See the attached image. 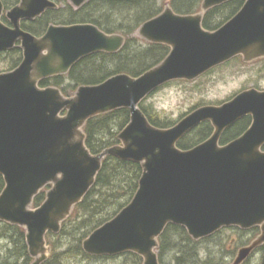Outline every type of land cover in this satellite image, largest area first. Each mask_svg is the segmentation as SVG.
<instances>
[{"label": "water", "instance_id": "obj_1", "mask_svg": "<svg viewBox=\"0 0 264 264\" xmlns=\"http://www.w3.org/2000/svg\"><path fill=\"white\" fill-rule=\"evenodd\" d=\"M68 1L80 8L88 0ZM230 1L204 0L202 12L194 16L176 15L167 6L139 29L146 41L171 48L160 65L137 78L121 74L81 87L72 98L38 85L67 74L91 55L120 51L125 37L109 35L93 24H76L52 25L36 38L23 31L21 23L57 9L56 2L22 0L8 13L12 28L2 23L0 9V52L13 50L18 42L23 49L21 65L0 74V176L5 182L0 222L25 230L33 264L50 258L47 235L61 232L94 187L108 156L141 164L143 173L132 201L83 242L86 254L132 253L143 264H160L159 239L169 225L185 228L196 241L225 228H259L258 237L238 251L233 264H244L264 247V91L251 89L221 106H203L168 129L153 126L139 107L169 82L193 81L237 56L245 62L264 58V0H245L241 11L217 31L202 27L206 12ZM121 109L131 114L118 136L121 144L92 154L85 125ZM248 116L251 127L220 146L226 130ZM207 122L214 128L207 141L190 150L178 148ZM48 185L52 187L45 201L34 208L35 198Z\"/></svg>", "mask_w": 264, "mask_h": 264}, {"label": "trees", "instance_id": "obj_2", "mask_svg": "<svg viewBox=\"0 0 264 264\" xmlns=\"http://www.w3.org/2000/svg\"><path fill=\"white\" fill-rule=\"evenodd\" d=\"M168 1H170L173 10L179 14L198 13L203 2V0H90L79 10H75L66 0H63L58 10L49 11L40 18L36 28H34L35 25L26 24L27 30L42 35L52 24L94 23L108 34H122L126 38V44L120 52L116 54L99 53L87 57L74 66L67 75L45 80L40 83V86L44 88L57 87L64 96L70 97L72 96L71 92H76L81 86L99 85L119 74L138 77L158 66L169 55L170 48L164 45L145 43L138 39L135 33L142 24L160 15ZM238 9L229 7L228 3L213 8L205 15V27L210 31L217 30L230 20ZM22 55V50L19 47L9 52H1L0 62L7 60L10 66L7 70H0V73L16 69L22 62ZM140 107L151 124L158 128L165 129L176 124L175 121L163 118L164 116H161L154 107H148L143 103ZM130 120V111L121 109L88 121L84 132L86 146L90 152L97 155L119 145L118 136L130 123ZM251 122L250 117L244 118L229 129L224 137L229 139L238 137L248 129ZM212 133L211 124L205 123L182 140L178 146L182 150L191 149L207 140ZM142 173L141 164L121 161L111 156L104 159L102 170L97 176L94 187L82 203L74 208L72 215L63 223L62 230L58 234L62 236L68 232L69 225L72 226L70 233L77 242L76 255L99 261L117 258L89 256L83 250V242L92 232L112 220L132 201L139 188ZM4 188L5 182L0 176V194ZM49 189L50 186L35 198L34 208L43 204ZM75 218L76 222L73 223ZM230 229L239 230L238 228ZM226 230L223 229L210 238L195 241L185 228L169 225L159 239L160 264H218V261H215L213 257L210 260L201 258V246ZM250 232L253 233V238L259 235L258 228L242 231L243 234ZM51 235L49 234L48 237L50 238ZM0 245V264H33L34 259L29 254L26 232L23 228L0 222ZM51 248L52 255L43 264H64V259L71 256L74 249L66 248L63 252H57V248L52 246ZM262 249L264 251V248ZM170 255L172 258L167 261ZM121 257L131 258L134 264H143V259L132 253ZM245 264H251V261H247Z\"/></svg>", "mask_w": 264, "mask_h": 264}, {"label": "rangeland", "instance_id": "obj_3", "mask_svg": "<svg viewBox=\"0 0 264 264\" xmlns=\"http://www.w3.org/2000/svg\"><path fill=\"white\" fill-rule=\"evenodd\" d=\"M254 61L244 64H232L215 70L213 74L192 82H173L152 94L144 105L154 107L163 118L178 122L191 109L199 104L216 105L228 101L244 89L258 87L264 90V62ZM7 60L0 62V70L9 69ZM76 222V218L74 222ZM74 227V224H73ZM70 228V229H69ZM72 226L62 236L47 237L48 246L63 252L66 248H74L72 255L64 259V264H134L131 258L117 257L110 260H92L76 255L77 242L71 236ZM253 240V233H242L240 230L227 229L224 233L202 244L201 258L210 260L212 257L218 264H232L240 248ZM245 244V245H244ZM234 253V255H233ZM172 255L167 258L169 261ZM263 253H257L251 264H261Z\"/></svg>", "mask_w": 264, "mask_h": 264}, {"label": "flooded vegetation", "instance_id": "obj_4", "mask_svg": "<svg viewBox=\"0 0 264 264\" xmlns=\"http://www.w3.org/2000/svg\"><path fill=\"white\" fill-rule=\"evenodd\" d=\"M52 1H54V2H56L57 4H58V6H59V8L61 7V5H62V1L63 0H52ZM89 1L90 0H88L85 4H87V3H89ZM111 1V0H110ZM21 2H22V0H0V9L2 10L1 12H2V15H1V21H2V23H4L6 26H8V27H10V28H12V24H11V22L8 20V13L11 11V10H13L14 8H16L17 6H19L20 4H21ZM61 4V5H60ZM227 4V3H226ZM202 5V4H201ZM200 5V6H201ZM228 5H229V7H235V8H237L238 9V7H239V9H238V11H237V13L232 17V18H234L240 11H241V9L245 6V0H234V1H231V2H228ZM171 6V5H170ZM58 8V9H59ZM172 8V7H171ZM58 9H54V10H58ZM173 9V8H172ZM49 11H52V10H48V11H46L41 17H43L47 12H49ZM174 11V10H173ZM199 12V11H198ZM174 13L176 14V15H180V16H192V15H196L197 13H193V14H179V13H176L175 11H174ZM41 17H39V18H37L35 21H23L22 23H21V28H22V30L23 31H25V32H28V33H30V34H32L33 36H35L36 38H41V37H43L45 34H46V32H47V30H46V32L44 33V34H42V35H40L39 33H37V32H35V31H29V30H27L26 28H25V25L26 24H32V25H35V27L34 28H36L37 26H38V21L40 20V18ZM205 18H206V16L204 17V19H203V27L206 29V30H208L206 27H205ZM231 18V19H232ZM230 19V20H231ZM76 24H86V23H76ZM76 24H71V25H58V26H72V25H76ZM90 24H93V25H95L94 23H90ZM53 25V24H52ZM55 26V25H54ZM95 26H97V25H95ZM98 27V26H97ZM49 28V27H48ZM99 28V27H98ZM210 31V30H209ZM38 35H40V36H38ZM165 46V45H164ZM17 47H19L21 50H22V54H23V49L21 48V42H18L17 44H16V47L15 48H17ZM167 47V46H166ZM14 48V49H15ZM169 48V47H168ZM13 49V50H14ZM23 56V55H22ZM236 62V63H238V64H242L241 63V61H242V58H241V61H240V59H235V60H233L231 63H233V62ZM259 62H264V60H261V61H259ZM76 66V65H75ZM244 67H247V65H244ZM46 80H48V79H46ZM43 81H45V80H43ZM43 81H41V82H43ZM40 82V83H41ZM50 87V86H49ZM42 88H44V87H42ZM46 88V87H45ZM254 89H256V90H259V91H262L263 89H260V88H258V87H255ZM245 90H247V89H245ZM244 91V90H243ZM75 92H71V95H73ZM251 119H252V117H250ZM243 120V119H242ZM241 121V120H240ZM240 121H238L237 123H239ZM236 123V124H237ZM252 123H253V121L251 122V124H250V126L252 125ZM235 124V125H236ZM234 125V126H235ZM233 126V127H234ZM249 126V127H250ZM248 127V128H249ZM232 128V127H231ZM231 128H229V129H231ZM229 129L228 130H226V132L227 131H229ZM225 132V133H226ZM225 133L223 134V136H222V138H221V141H220V144L221 145H228L229 143H231V142H233L234 140H236L237 138H239L242 134H240L238 137H236V138H232V139H229V138H225L224 137V135H225ZM263 151H264V148H263ZM259 252H262L263 253V257H264V251H263V249H259L255 254H253L249 259H248V261H252V259H253V257L257 254V253H259ZM262 261H263V258H262ZM247 262V261H246ZM262 263V262H261Z\"/></svg>", "mask_w": 264, "mask_h": 264}, {"label": "bare ground", "instance_id": "obj_5", "mask_svg": "<svg viewBox=\"0 0 264 264\" xmlns=\"http://www.w3.org/2000/svg\"><path fill=\"white\" fill-rule=\"evenodd\" d=\"M156 127V126H155ZM7 235V234H6ZM11 236V235H10ZM191 246V244H189ZM1 246V245H0ZM188 252V251H187ZM19 256V255H18Z\"/></svg>", "mask_w": 264, "mask_h": 264}]
</instances>
